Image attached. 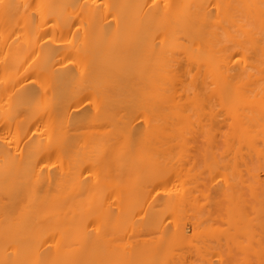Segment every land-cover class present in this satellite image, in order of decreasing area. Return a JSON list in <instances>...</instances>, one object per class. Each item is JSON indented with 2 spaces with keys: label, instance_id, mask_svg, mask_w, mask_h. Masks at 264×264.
I'll return each mask as SVG.
<instances>
[{
  "label": "bare ground",
  "instance_id": "6f19581e",
  "mask_svg": "<svg viewBox=\"0 0 264 264\" xmlns=\"http://www.w3.org/2000/svg\"><path fill=\"white\" fill-rule=\"evenodd\" d=\"M0 264H264V0H0Z\"/></svg>",
  "mask_w": 264,
  "mask_h": 264
}]
</instances>
